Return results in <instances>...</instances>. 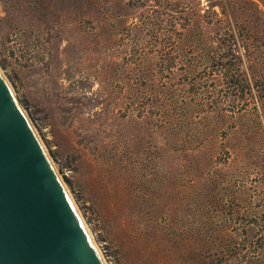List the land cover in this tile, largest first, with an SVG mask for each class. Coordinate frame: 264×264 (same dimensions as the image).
<instances>
[{
  "label": "rangeland",
  "instance_id": "rangeland-1",
  "mask_svg": "<svg viewBox=\"0 0 264 264\" xmlns=\"http://www.w3.org/2000/svg\"><path fill=\"white\" fill-rule=\"evenodd\" d=\"M0 64L109 264H264V0H0Z\"/></svg>",
  "mask_w": 264,
  "mask_h": 264
},
{
  "label": "water",
  "instance_id": "water-1",
  "mask_svg": "<svg viewBox=\"0 0 264 264\" xmlns=\"http://www.w3.org/2000/svg\"><path fill=\"white\" fill-rule=\"evenodd\" d=\"M0 264H103L1 73Z\"/></svg>",
  "mask_w": 264,
  "mask_h": 264
},
{
  "label": "bare ground",
  "instance_id": "bare-ground-1",
  "mask_svg": "<svg viewBox=\"0 0 264 264\" xmlns=\"http://www.w3.org/2000/svg\"><path fill=\"white\" fill-rule=\"evenodd\" d=\"M0 73L1 75L3 76V78L5 79V81L7 82V84L9 85V87L11 88L15 98L18 100L23 112L25 113V115L27 116L33 130H34V133L35 135L37 136L44 152L46 153L49 161L51 162V165L54 169V171L56 172L58 178L60 179L64 189L66 190L70 200L72 201L82 223H83V226L90 238V241L92 242L94 248L96 249L99 257L101 258V261L103 264H109L108 261H107V258L105 257L104 255V250H103V247L101 245V243L98 242V240L96 239L95 237V234L93 233V231L90 229V227L88 226V224L86 223L85 221V218L83 216V213L81 212L80 208H79V205L77 204L76 200H75V196H74V193H73V190H72V187H71V184L67 181L66 177L63 175L62 173V165H61V162L59 161V159H57L55 157V155L53 154V152L50 150V148L47 146L46 142L44 141V138L43 136L41 135V132L37 126V124L35 123V121L32 119V117L30 116V112H29V109H28V104L25 100V98L23 97V95L17 91L11 80L9 79V77L7 76L6 72L4 71V69L2 68L1 64H0Z\"/></svg>",
  "mask_w": 264,
  "mask_h": 264
},
{
  "label": "trees",
  "instance_id": "trees-1",
  "mask_svg": "<svg viewBox=\"0 0 264 264\" xmlns=\"http://www.w3.org/2000/svg\"><path fill=\"white\" fill-rule=\"evenodd\" d=\"M221 20V19H220ZM187 105V107H188V103L186 104Z\"/></svg>",
  "mask_w": 264,
  "mask_h": 264
}]
</instances>
